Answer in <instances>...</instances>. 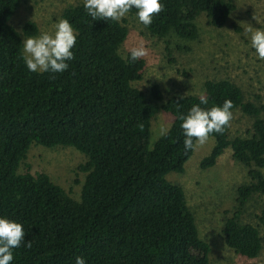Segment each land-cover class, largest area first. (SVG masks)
Masks as SVG:
<instances>
[{
  "label": "trees",
  "instance_id": "trees-1",
  "mask_svg": "<svg viewBox=\"0 0 264 264\" xmlns=\"http://www.w3.org/2000/svg\"><path fill=\"white\" fill-rule=\"evenodd\" d=\"M19 0H0V216L20 222L31 247L14 250L11 264H213L209 244L200 237L184 189L169 180L182 173L196 144L185 151L180 116L200 95H173L157 105L134 84L144 78L145 61L132 62L120 49L128 37L121 21L93 20L83 2L62 17L78 30L74 58L62 73H32L24 65L23 34L38 33L33 21L22 32L11 23ZM163 10L142 26L153 37L198 36L197 20L224 27L232 0H163ZM129 15L135 16V9ZM163 101L157 85L152 88ZM201 107L233 102L251 119L246 136L229 138V125L213 133L214 144L200 162L214 166L229 149L247 168L248 182L236 189V211L223 219L225 244L256 259L264 239L258 226L241 222L247 201L264 197V102L246 101L227 79L207 80ZM183 97V99H181ZM171 116L169 128L150 143L158 111ZM32 144L73 147L87 160L76 200L45 172H19ZM264 232V203L257 215Z\"/></svg>",
  "mask_w": 264,
  "mask_h": 264
},
{
  "label": "rangeland",
  "instance_id": "rangeland-1",
  "mask_svg": "<svg viewBox=\"0 0 264 264\" xmlns=\"http://www.w3.org/2000/svg\"><path fill=\"white\" fill-rule=\"evenodd\" d=\"M19 7L12 18V25L22 32L26 21L42 31H52L53 24L63 18V10L83 0H19ZM236 10L230 21L222 28L207 24L202 15L197 20L198 36L185 40L175 35L166 38L153 37L138 22L135 16L127 14L121 22L128 27V37L120 53L126 56L132 47L141 44L147 49L144 78L135 82L148 101L157 105L173 95H204L207 80L227 79L236 83L243 91L246 101L256 104L264 102V59L256 56L244 34L249 25L264 28V0H232ZM26 35L23 34L24 39ZM157 85L163 101H157L152 88ZM171 116L159 110L152 128L151 145L169 128ZM251 128V119L239 109L233 111L229 124V138L246 136ZM214 138L203 145H196L194 152L182 173H171L169 180L184 189L188 206L193 213L200 237L211 249L213 264H264V244L256 259H247L231 250L224 241L223 219L236 211V189L248 182L247 168L235 161L227 149L217 163L207 169L200 162L211 151ZM86 156L73 147L58 146L45 148L31 145L19 172H45L54 182L65 188L74 199L79 200L85 178L79 166L86 162ZM264 203V197L252 196L240 216L241 222L259 226L257 215Z\"/></svg>",
  "mask_w": 264,
  "mask_h": 264
},
{
  "label": "clouds",
  "instance_id": "clouds-1",
  "mask_svg": "<svg viewBox=\"0 0 264 264\" xmlns=\"http://www.w3.org/2000/svg\"><path fill=\"white\" fill-rule=\"evenodd\" d=\"M83 7L93 20L99 18L117 22L135 9L138 22L148 27L153 22L154 15L163 10L164 4L163 0H83ZM52 27V31L24 37L21 56L29 72L62 73L69 68V61L74 58L72 49L78 30L66 18L58 19ZM244 34L256 56L264 59V28H253L249 25L244 29ZM145 55L147 49L141 44L129 50L128 59L135 62ZM207 103V98L201 94L199 103L192 104L180 116L185 151L192 149L194 144L203 145L213 133L222 134L233 118L234 105L230 99H225L221 105L201 107ZM22 243L26 248L31 247V241H25L23 225L6 216H0V264H11L14 250ZM75 264H86V259L76 256Z\"/></svg>",
  "mask_w": 264,
  "mask_h": 264
}]
</instances>
